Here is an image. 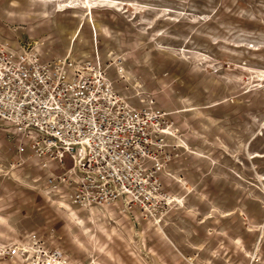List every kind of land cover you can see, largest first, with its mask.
Returning a JSON list of instances; mask_svg holds the SVG:
<instances>
[{"label":"rangeland","instance_id":"1","mask_svg":"<svg viewBox=\"0 0 264 264\" xmlns=\"http://www.w3.org/2000/svg\"><path fill=\"white\" fill-rule=\"evenodd\" d=\"M0 43L44 61L97 57L120 98L158 117L171 199L141 216L151 245L183 218L211 237L214 264H264V0H0ZM12 162L1 179L35 168Z\"/></svg>","mask_w":264,"mask_h":264},{"label":"built area","instance_id":"2","mask_svg":"<svg viewBox=\"0 0 264 264\" xmlns=\"http://www.w3.org/2000/svg\"><path fill=\"white\" fill-rule=\"evenodd\" d=\"M157 119L120 98L97 57L44 61L33 49L0 43V123L29 140L14 145L9 167L38 160L50 190L63 188L76 208L115 205L152 218L166 206L160 174L170 158ZM13 258L81 264L66 260L52 232L0 244V262Z\"/></svg>","mask_w":264,"mask_h":264},{"label":"crops","instance_id":"3","mask_svg":"<svg viewBox=\"0 0 264 264\" xmlns=\"http://www.w3.org/2000/svg\"><path fill=\"white\" fill-rule=\"evenodd\" d=\"M33 136L31 133L30 137ZM21 141L29 142L10 124L0 123V169L17 159L14 145ZM28 164L25 162L23 168L9 172L7 180L0 178V244H10L34 231L50 228L60 236L66 248L61 249L62 255L69 262L87 264L88 255L94 253L98 255V264H142L130 245L136 239L149 264H187L183 256L194 257L200 264L215 262L213 252L207 251L212 246L211 237L199 238L200 233L188 220L181 218L173 225L169 222L159 225L161 231L154 235H158V246L151 245L152 237L147 233L151 226L142 220L140 211L120 213L115 205L88 212L76 208L63 188L50 190L48 173L41 170L38 160L32 165L35 168ZM185 199L184 195L175 196L178 202ZM174 230L181 234H175ZM125 253L123 261L120 254ZM0 264H20V260L13 258Z\"/></svg>","mask_w":264,"mask_h":264}]
</instances>
